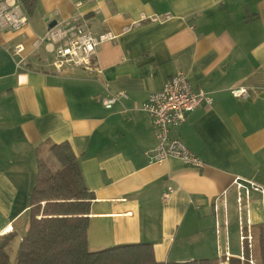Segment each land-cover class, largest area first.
<instances>
[{"label":"crops","instance_id":"1","mask_svg":"<svg viewBox=\"0 0 264 264\" xmlns=\"http://www.w3.org/2000/svg\"><path fill=\"white\" fill-rule=\"evenodd\" d=\"M21 9L22 28L0 29V237L15 233L12 257L30 226L38 157L59 170L50 147L64 142L93 193L91 252L152 244L158 262L230 264L241 260L248 225L257 249L264 224V0H38L32 16ZM76 19L94 35L117 38L100 46L94 70L66 65L58 72L54 54L35 44L53 20ZM178 73L212 99L170 131L203 160L202 169L177 158L157 163L155 129L141 110ZM234 88L246 96L235 98ZM107 89L128 99L108 110ZM236 180L263 191L252 192L242 210Z\"/></svg>","mask_w":264,"mask_h":264},{"label":"trees","instance_id":"2","mask_svg":"<svg viewBox=\"0 0 264 264\" xmlns=\"http://www.w3.org/2000/svg\"><path fill=\"white\" fill-rule=\"evenodd\" d=\"M2 1V0H0ZM28 16L38 0H18ZM50 152L60 168L52 171L38 157V175L30 200V226L23 237L14 264H218L202 259L186 263H163L152 244H131L91 252L88 247L89 215L93 193L87 188L79 160L68 142L53 144ZM15 233L0 237V264H11ZM258 253L264 264V224L259 227ZM230 259V264H250Z\"/></svg>","mask_w":264,"mask_h":264},{"label":"built area","instance_id":"3","mask_svg":"<svg viewBox=\"0 0 264 264\" xmlns=\"http://www.w3.org/2000/svg\"><path fill=\"white\" fill-rule=\"evenodd\" d=\"M170 16H166L168 19ZM154 21L159 19L155 18ZM27 23V19L22 12L20 4L16 1L10 3L9 0L0 1V29L19 30ZM117 36L112 32H104L94 35L83 21L78 19L71 23H58L49 29L46 35L35 44L37 48L42 46L54 54V67L60 72L64 66L72 69L94 70L97 53L101 45L112 42ZM21 46L14 50V54H20ZM22 62L18 63V66ZM231 94L235 98H244L247 94L244 88H234ZM128 99L125 92H110L103 99L106 109H112L116 104ZM202 102L209 108L212 99L203 91L194 93L191 89L188 77L184 73L172 76L163 89L151 93L141 110L152 120L158 145L155 149V160L163 163L169 159L177 158L186 166L194 169H202L205 163L202 159L192 153L186 145L179 139L170 137L172 128L183 126L191 113L196 111ZM234 186L237 190V203L240 210L250 203L252 192H263L261 187L249 181L236 180ZM172 192L170 188L164 194L167 199ZM242 256L241 260L246 261L245 252L249 251V263L255 264L254 235L251 226L242 228L241 234ZM229 260V256H226Z\"/></svg>","mask_w":264,"mask_h":264},{"label":"rangeland","instance_id":"4","mask_svg":"<svg viewBox=\"0 0 264 264\" xmlns=\"http://www.w3.org/2000/svg\"><path fill=\"white\" fill-rule=\"evenodd\" d=\"M52 158H53L54 162H56L57 166L59 167V165H58L59 163L55 160V158L53 156H52ZM255 251H256V254L258 255V245H257V249L254 248L253 254L255 253ZM254 255H253V257H254ZM15 257L11 258V264L15 263ZM254 260H256L255 257H254Z\"/></svg>","mask_w":264,"mask_h":264},{"label":"water","instance_id":"5","mask_svg":"<svg viewBox=\"0 0 264 264\" xmlns=\"http://www.w3.org/2000/svg\"><path fill=\"white\" fill-rule=\"evenodd\" d=\"M56 24H57V22L56 21H52V22H50V24H49V29H51V28H53L54 26H56ZM222 264H226V263H222Z\"/></svg>","mask_w":264,"mask_h":264}]
</instances>
